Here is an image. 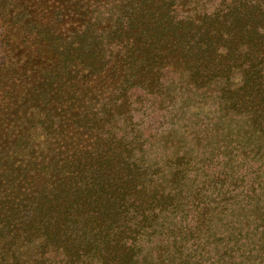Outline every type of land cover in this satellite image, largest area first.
<instances>
[{"label":"trees","instance_id":"16d2710c","mask_svg":"<svg viewBox=\"0 0 264 264\" xmlns=\"http://www.w3.org/2000/svg\"><path fill=\"white\" fill-rule=\"evenodd\" d=\"M175 1L54 8L52 20L64 9L85 17L49 53L65 68L55 77L0 59V264H81L96 246L74 243L83 224L99 264H264V2L178 19ZM167 69L218 94L207 121L221 160L209 163L222 169L212 177L198 172L203 125L163 105L178 97ZM235 72L246 78L237 90ZM139 90L160 101L151 98L160 134L147 150L133 116ZM255 164L256 186L237 190Z\"/></svg>","mask_w":264,"mask_h":264},{"label":"rangeland","instance_id":"374dc122","mask_svg":"<svg viewBox=\"0 0 264 264\" xmlns=\"http://www.w3.org/2000/svg\"><path fill=\"white\" fill-rule=\"evenodd\" d=\"M88 1L91 0H17L16 2H14V0H2V2H0V59L4 60L10 58L12 60L10 62L24 64V66H27L31 71L32 76L43 74L44 76L55 77L58 76V74H63L65 68L56 64V62H50L49 53L54 52L53 50H55L58 45L66 46L71 43L70 40L73 41L76 39V36L82 31L78 30V26H82L85 20V17L80 16L84 11L72 9L68 12L64 9V11L56 13L55 19L53 20L51 19V12L54 8H59L63 3L62 9L65 8L68 2L71 5L80 6V4H84L86 8L88 5L94 8V2L89 3ZM107 1L111 2L112 0ZM231 1L232 0H176V5H174L175 14L178 19L197 18L205 13H212L222 9ZM260 1L264 2V0H251L253 3ZM14 4H20L24 7L16 8ZM112 9L109 8L107 11H111L112 13ZM99 18H103V16L99 15ZM52 24H55L53 28H51L53 26ZM48 27H50L51 30H49ZM109 32L110 30L106 31L105 40L107 44L113 48L115 42L112 43L108 37ZM64 59L67 58L64 57ZM75 62L77 63L76 60ZM52 64L56 66L51 68ZM115 74V71L111 73L112 76L109 74L111 76L109 82H119L118 78H115ZM127 77H129V75H127ZM245 80L246 78L244 79L243 73L235 72L230 80V87L237 90L245 84ZM164 83L167 86L176 85V94L178 96L177 101H175L177 103L176 105L163 103L165 109L170 111V114L172 113L176 116L189 115L194 122L203 125L196 129L198 131V135H196L198 138L196 142L199 151L198 160L202 162V164L198 166L199 174L202 176L206 172L212 177L213 174L221 172L222 167L213 162L209 163V161L213 159L219 161L221 157H217V155L214 154L216 144L213 132L216 130V126L207 121V118L213 116L212 110L218 109L216 103L218 94L213 90L206 92V90H196L190 87L183 76L170 69L165 70ZM151 98H155L157 102L159 101L156 97L147 96L141 90L134 93L135 103L133 116L137 123V128L144 135V140L146 139L148 142L146 150L153 147V140H156L155 134H160L158 124L154 123L157 117L155 115L153 116L152 113L156 106L151 101ZM211 98L214 102L210 101ZM171 103H173V101H171ZM211 104L213 106H211ZM161 113L165 115V111ZM199 113V118H196ZM170 114L165 116L169 118ZM0 134L3 136L2 133ZM15 136L16 132L12 130L10 138L14 139ZM23 160H27V156H24ZM257 166L258 165L255 164L253 169L245 167L240 172V177L234 179L233 186L236 187L237 190H242L244 187L247 189L251 186H256L258 182L256 179L257 173L252 174V171L254 172ZM52 182L53 181H50V184ZM159 188L163 189V187L160 186ZM79 227L83 231H76L73 237L74 243L80 244L79 247L83 244H93L94 246L96 244L97 246L98 244L94 242L97 238L96 233L93 231L84 232V224L78 225V228ZM96 246L89 254L85 252L86 257L83 258L81 264H99L97 257L90 256L95 250H99Z\"/></svg>","mask_w":264,"mask_h":264}]
</instances>
